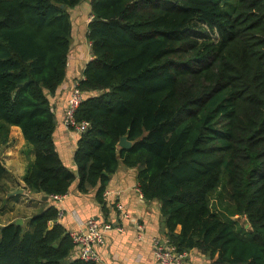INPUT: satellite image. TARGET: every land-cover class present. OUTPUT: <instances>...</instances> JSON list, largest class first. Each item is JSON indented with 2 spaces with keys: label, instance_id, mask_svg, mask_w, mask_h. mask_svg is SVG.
<instances>
[{
  "label": "trees",
  "instance_id": "trees-1",
  "mask_svg": "<svg viewBox=\"0 0 264 264\" xmlns=\"http://www.w3.org/2000/svg\"><path fill=\"white\" fill-rule=\"evenodd\" d=\"M85 1L0 0V122L19 126L36 150L25 188L53 196L74 183L82 193L98 187L105 205L120 164L139 167L178 251L264 264V0H90L92 59L76 112L90 126L76 174L57 150L50 96L67 75L70 10ZM124 135L130 149L118 145ZM58 218L50 205L29 228L0 225V264H99L72 258Z\"/></svg>",
  "mask_w": 264,
  "mask_h": 264
},
{
  "label": "crops",
  "instance_id": "crops-1",
  "mask_svg": "<svg viewBox=\"0 0 264 264\" xmlns=\"http://www.w3.org/2000/svg\"><path fill=\"white\" fill-rule=\"evenodd\" d=\"M84 10L89 15L82 30L72 15L73 37L67 75L56 93L50 96L57 117L54 133L57 150L65 165L76 174L78 167L75 153L80 134L68 129L63 119L71 90L76 82L84 77L86 64L92 59L91 41L88 38V25L91 21L90 6L84 7ZM0 136L2 159L8 170V175L0 179V225L22 219V224L29 228L28 222L33 215L42 212L50 205H55L63 211L59 223H62L69 232L81 229L91 216L112 223L114 227H123V231L117 229L109 231L106 243L97 248L100 255L99 264H156L153 240L154 237L166 235L164 218L160 202L147 200L144 197L138 178L139 167L120 164L105 187L103 194L105 205L98 201L96 195L98 187L88 193H82L78 190L77 183L72 185L70 191L61 200H55L50 196L46 201L33 196L25 188L23 179L36 159V150L25 139L22 129L1 121ZM125 213L128 216H125ZM140 224L144 227L141 238H139ZM180 230L181 226H178L177 231ZM189 256L191 264H213L210 256L197 249L189 251ZM76 257H80L79 247H75L72 252V258Z\"/></svg>",
  "mask_w": 264,
  "mask_h": 264
},
{
  "label": "built area",
  "instance_id": "built-area-1",
  "mask_svg": "<svg viewBox=\"0 0 264 264\" xmlns=\"http://www.w3.org/2000/svg\"><path fill=\"white\" fill-rule=\"evenodd\" d=\"M85 97L86 94L79 88V81L76 82L67 100V107L63 119L64 125L68 129L73 130L80 135L90 126L89 121H79L76 118V112ZM65 196L66 194L53 195L52 197L59 201ZM119 207L122 209L121 206ZM58 209L60 211L58 218L59 221L61 215H63V211L60 208ZM125 216H128V214L125 213ZM139 228V238H141L143 236L144 227L140 224ZM113 229L123 231V227L121 226L114 227L112 223L102 221L96 216H91L81 229L71 230L69 233L75 246L80 248V258L84 261L99 263L100 255L97 248L106 243L107 233ZM153 252L156 264H191L189 252L178 251L176 246L166 235L154 237Z\"/></svg>",
  "mask_w": 264,
  "mask_h": 264
},
{
  "label": "rangeland",
  "instance_id": "rangeland-1",
  "mask_svg": "<svg viewBox=\"0 0 264 264\" xmlns=\"http://www.w3.org/2000/svg\"><path fill=\"white\" fill-rule=\"evenodd\" d=\"M90 0H86L85 2H83L79 7H77L76 9H71L70 12L72 13V15L74 16L75 20H76V23L77 25H79V28L82 30V28H84L86 26V22H87V19H88V13L87 11L84 10V7L85 8H88V2ZM87 6V7H86ZM79 23V24H78ZM219 197L218 195H216L214 197V202L215 203H218ZM227 201V200H226ZM237 217L235 216L233 218V220H238V224L239 225H244L246 223V220L243 219V218H240V219H236Z\"/></svg>",
  "mask_w": 264,
  "mask_h": 264
},
{
  "label": "water",
  "instance_id": "water-1",
  "mask_svg": "<svg viewBox=\"0 0 264 264\" xmlns=\"http://www.w3.org/2000/svg\"><path fill=\"white\" fill-rule=\"evenodd\" d=\"M119 147L121 148H126V149H130L133 146V142L129 139L128 135H124L120 138L119 142H118ZM107 174V172H105ZM22 191V190H21ZM33 196L43 199V200H48L49 199V195L43 194V193H32ZM23 220L22 219H18L16 221L17 224H22ZM248 225V224H247Z\"/></svg>",
  "mask_w": 264,
  "mask_h": 264
}]
</instances>
